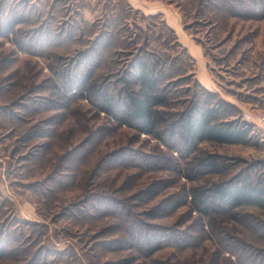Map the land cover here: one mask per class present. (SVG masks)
I'll list each match as a JSON object with an SVG mask.
<instances>
[{"label": "rangeland", "instance_id": "1", "mask_svg": "<svg viewBox=\"0 0 264 264\" xmlns=\"http://www.w3.org/2000/svg\"><path fill=\"white\" fill-rule=\"evenodd\" d=\"M240 1L243 8H236V14L224 9L201 16L196 0H0V28L3 21L14 22L13 33H0V231L12 233L25 249L20 256L1 258L0 264H26L39 251L48 264H233L228 262V257L237 258L233 244L221 234L240 238L255 256L264 254V211L256 206L242 207L236 219L211 220V226L223 222L227 233L204 226L195 243L163 244L152 254L126 245L93 252L91 247L103 238H122L119 229L106 230L118 223L116 217L90 222L72 219L66 211L92 186L142 214L169 193L206 181L240 174L264 180V123L253 122L255 138L246 144L198 145L197 152L228 162L221 173L188 179L172 165L136 163H105L95 173L101 156L118 147L146 155L168 148L152 136L118 127L65 84L80 50L108 39L102 29L116 18L111 41L99 46L94 72L104 87H119L123 70L138 54H159L170 110L195 102L197 95L205 97L197 80L230 103L226 112L264 111V0ZM67 23L78 25V31L65 30ZM28 131L33 132L21 139ZM51 179L57 181L51 184ZM186 208L175 204L165 214L153 211L147 220L186 228L192 225Z\"/></svg>", "mask_w": 264, "mask_h": 264}, {"label": "trees", "instance_id": "2", "mask_svg": "<svg viewBox=\"0 0 264 264\" xmlns=\"http://www.w3.org/2000/svg\"><path fill=\"white\" fill-rule=\"evenodd\" d=\"M196 1L199 5L197 14L199 13L201 16L213 15L207 13H217L224 9L226 12L234 11L236 14V8H243L240 0H233L232 5L228 4L231 0ZM149 16H156V14ZM162 22L166 31L175 39L174 30L166 22ZM2 23L0 33L2 31L4 33L14 32L13 21L7 20ZM117 23L118 20L113 18L109 27L113 28ZM120 26L123 24L119 23L118 27ZM110 28L103 27L102 29V37L108 38L106 40L109 41L103 40L102 43L97 42L80 50L78 60L75 61L77 58L74 60L77 67L74 70L69 69L70 78L65 82L66 87L68 90L77 89L92 102L98 114L102 112L105 118L116 122L118 127L132 129L138 135L143 133L152 136L160 144L165 145L168 151L161 148L157 154L146 155L142 151H138L139 154L133 152L130 150V146L118 147L113 152L101 156L94 167V172L98 173L105 163L115 165L136 163L141 167L172 165L176 171L182 172L188 179H194L195 176L199 177V175L206 173L225 171L228 167L226 160L217 154L197 152L198 145L203 142L246 144L255 138L256 132L253 124L241 116L239 109L233 113L226 112L225 107H228L230 103L197 80L196 82L201 86L205 97L200 98L197 95L195 102L193 101L179 110H170L168 108L169 90H167V84L162 82L166 76L163 78L164 72L158 66L162 58V55L159 54H149V56L138 54L133 58V63H130L129 68L123 70L124 74L123 78H120L119 87L115 86L112 89L109 86L104 87L102 83L98 82V79L94 78V72L101 56L99 46L110 42L109 37L113 36ZM78 29L79 26L74 23L69 25L67 23L65 27V30L70 31H78ZM187 57L189 58V55ZM110 84L114 85L115 83ZM32 132H22L21 139ZM37 153L38 150L32 152L31 156ZM75 153H78V150H75ZM173 153L174 155H172ZM112 154L114 155L112 156ZM94 176L96 175L93 174ZM55 181L57 179H51V184ZM263 181L241 174L238 177H230L225 180L206 181L204 184L189 186L184 190L169 193L170 196L164 197L153 206L155 208H151L142 214H137L128 207L125 208V204H122L123 200L119 201L113 195L98 191L95 186H92L86 188L78 204L72 203L66 211L72 219L90 222L95 218H103L104 216L116 217L115 221L118 223L115 222L113 224L115 226L108 224L106 230L117 228L122 238H103L91 247L93 252H104L119 245H126L140 253L152 254L163 244L180 246L186 241L191 244L195 243L202 237L201 233L205 232L204 226L213 227L217 232H221L224 228L223 222L211 226V220L217 218L236 219L239 209L244 206H256L264 211ZM170 197L173 198L172 203L168 202ZM180 203L186 205V213L191 217L192 222L190 223L192 225L176 230L177 228L148 222L147 219L155 215L153 211L165 214L175 204ZM221 233L227 232L222 231ZM254 233H258V230H255ZM8 234L5 231H0V259L13 254L15 257L20 256L25 250L18 247L19 241L15 243L12 233ZM221 236L224 242L233 244L232 251L237 255L235 261L228 257V262L233 264H264V254L253 255L249 250L250 246L241 241L240 238L227 234H221ZM67 256L70 257L71 255L68 253ZM241 257L244 258L241 259ZM67 258L64 260L66 261ZM47 259L45 252L40 254L39 251L35 252L32 261H26V264H48ZM66 262L69 263V261Z\"/></svg>", "mask_w": 264, "mask_h": 264}, {"label": "built area", "instance_id": "3", "mask_svg": "<svg viewBox=\"0 0 264 264\" xmlns=\"http://www.w3.org/2000/svg\"><path fill=\"white\" fill-rule=\"evenodd\" d=\"M242 117L245 120H248L249 122L259 123V124L264 123V111H260V110L256 112L243 111Z\"/></svg>", "mask_w": 264, "mask_h": 264}]
</instances>
